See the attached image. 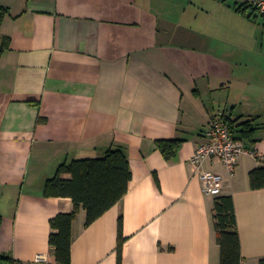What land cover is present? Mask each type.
Masks as SVG:
<instances>
[{"label":"crops","instance_id":"1","mask_svg":"<svg viewBox=\"0 0 264 264\" xmlns=\"http://www.w3.org/2000/svg\"><path fill=\"white\" fill-rule=\"evenodd\" d=\"M242 0H0V257L54 262L50 220L70 198L45 197L61 164L122 150L124 197L89 226L71 228V264H220L214 197L190 163L209 120L249 121L254 153L232 174L230 196L242 264H264V190L248 174L264 165V15ZM38 103L32 106L30 103ZM159 140L182 141L166 161ZM62 174V180H69Z\"/></svg>","mask_w":264,"mask_h":264},{"label":"trees","instance_id":"2","mask_svg":"<svg viewBox=\"0 0 264 264\" xmlns=\"http://www.w3.org/2000/svg\"><path fill=\"white\" fill-rule=\"evenodd\" d=\"M7 15L8 9L0 6V25ZM8 47L9 39L0 38V57ZM30 105L38 106V103L32 102ZM226 121L235 139L244 145L252 143L253 129L249 121L239 122V119L232 120L229 117H226ZM181 143L180 140H159L155 146L166 161H171L176 157ZM62 174L71 177L62 180ZM248 179L252 190H264V165L250 171ZM130 180L128 161L123 151L117 149L108 150L102 158L74 160L58 167L54 178L45 183L43 194L45 197L70 198L73 211L70 214H59L50 220L52 232L48 242L54 249L55 264H71V228L79 211L85 212V226H89L124 197ZM211 219L219 247L220 264H242L240 239L230 196L214 197ZM122 242V218L119 217L117 264H121ZM11 263L0 257V264Z\"/></svg>","mask_w":264,"mask_h":264},{"label":"built area","instance_id":"3","mask_svg":"<svg viewBox=\"0 0 264 264\" xmlns=\"http://www.w3.org/2000/svg\"><path fill=\"white\" fill-rule=\"evenodd\" d=\"M248 6L260 15H264V0H242ZM207 141L201 143L195 149L190 163L196 169L198 178L201 182L202 192L207 196H218L220 194L222 184L218 174L203 171L202 165L206 161L218 160L225 170L232 174L238 159L242 155H251L254 153L248 150L244 143L234 138L231 129L226 121V117L219 113L209 120L205 131ZM11 264H55L47 256L37 255L29 263L13 261Z\"/></svg>","mask_w":264,"mask_h":264}]
</instances>
